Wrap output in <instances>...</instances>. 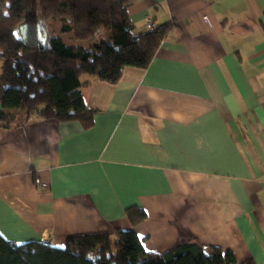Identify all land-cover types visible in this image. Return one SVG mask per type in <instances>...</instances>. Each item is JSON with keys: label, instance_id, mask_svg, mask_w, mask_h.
<instances>
[{"label": "crops", "instance_id": "obj_1", "mask_svg": "<svg viewBox=\"0 0 264 264\" xmlns=\"http://www.w3.org/2000/svg\"><path fill=\"white\" fill-rule=\"evenodd\" d=\"M127 1L134 35L171 29L148 68L82 88L91 127L0 123V235L65 248L118 228L148 253L198 239L264 264V0Z\"/></svg>", "mask_w": 264, "mask_h": 264}, {"label": "trees", "instance_id": "obj_2", "mask_svg": "<svg viewBox=\"0 0 264 264\" xmlns=\"http://www.w3.org/2000/svg\"><path fill=\"white\" fill-rule=\"evenodd\" d=\"M128 8L127 0H0L1 125L18 127L36 115L91 127L96 111L85 105L82 88L91 78L116 84L125 67L148 68L171 29L167 24L134 35ZM64 37H70V45ZM127 215L133 226L147 218L136 206ZM0 264L240 263L231 250L198 239L148 253L144 238L117 228L112 234L69 237L65 248L19 245L0 235Z\"/></svg>", "mask_w": 264, "mask_h": 264}, {"label": "rangeland", "instance_id": "obj_3", "mask_svg": "<svg viewBox=\"0 0 264 264\" xmlns=\"http://www.w3.org/2000/svg\"><path fill=\"white\" fill-rule=\"evenodd\" d=\"M58 26H59V25L56 24V28H57V29H58ZM64 41H65L66 43H68L69 45L71 44V39H70V37H64ZM77 44H78V45L85 46V47H90V46H92L94 43H90V42H77Z\"/></svg>", "mask_w": 264, "mask_h": 264}, {"label": "built area", "instance_id": "obj_4", "mask_svg": "<svg viewBox=\"0 0 264 264\" xmlns=\"http://www.w3.org/2000/svg\"><path fill=\"white\" fill-rule=\"evenodd\" d=\"M146 26L149 31H154L157 28L156 24L152 20H147Z\"/></svg>", "mask_w": 264, "mask_h": 264}]
</instances>
